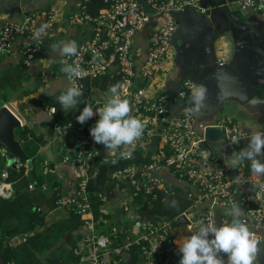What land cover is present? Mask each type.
I'll return each mask as SVG.
<instances>
[{"label": "built area", "instance_id": "1", "mask_svg": "<svg viewBox=\"0 0 264 264\" xmlns=\"http://www.w3.org/2000/svg\"><path fill=\"white\" fill-rule=\"evenodd\" d=\"M79 1L80 10L71 16L70 21L82 32L76 41L77 53L69 59L70 63L82 69L81 77L74 81L82 93L78 98L90 100L95 92H103L98 82L120 76L118 91L121 99L128 101L130 115L139 117L144 129L132 146L122 145L107 153L104 149L101 153V144L93 141L89 134L90 128L85 126L89 121L95 122L97 116H92L75 128L70 124L62 126L55 122V133L59 139H63L68 130H74L77 138L74 144L76 160L72 165L75 189L67 202L60 197L55 202L57 208L67 206L84 222L82 236L72 250L79 259L77 264H179L178 249L184 239L195 232L200 223L209 220L216 222L215 209L228 208L233 202L241 208L242 221L248 226L253 238L257 239L258 233L264 232V176L250 174L249 161H240L236 167L230 166L232 158L247 146L248 137L252 134L241 130L230 120L207 124L199 132L194 114L189 111L187 104L169 119L172 103L185 101L193 86L190 81H184L180 93L176 95L158 92L155 87L158 72L169 58L172 37L177 27L175 13L190 8L204 13L206 9L199 8V0H145L151 12H145L137 0H103V8L92 15L91 0ZM237 2L243 8H252L264 14V0ZM56 17L58 12L52 8L33 13L19 22H7L1 30L0 51L18 47L24 63L29 66L43 51L45 39L52 32ZM152 22H155V26L150 28L148 46L143 55L135 43L144 27ZM41 24L47 25L44 33L39 40L33 39V33ZM105 94L111 95L109 92ZM102 105L101 102L95 103L93 112ZM50 113L53 115L54 109ZM160 120L162 122L159 124ZM212 127L222 132L220 148L204 145L203 132ZM155 136L159 137L156 151H145L142 144L150 143ZM233 136L240 137L235 144L231 143ZM129 147L131 157L120 158V151L129 150ZM142 152L146 153L145 161L139 164L136 162V153ZM96 156H101L103 164H111L109 176L115 184L109 196L103 193L96 196V201L103 204L98 220L94 217V200L87 191L89 180L97 174L91 165V160ZM68 159L69 156L64 159V163ZM258 159L264 160V157ZM219 161L221 168L217 165ZM163 169L170 170L178 181L195 192L197 198L192 205L195 209L206 199L211 202V206L195 214L190 213L191 206L174 219L155 215L148 219L149 213L142 199L147 195L157 199L159 193L170 195L173 191L157 176ZM139 173L142 181L137 178ZM7 177L6 172L2 173L3 179ZM10 186L5 182L0 183L1 197L9 199L13 196ZM35 188L34 184H30V191ZM114 210L120 216V225L114 224L106 229L104 224L107 220L103 218L115 219ZM129 211L133 212V221H128ZM182 216L187 223L176 226ZM227 220L230 218L224 221ZM113 221L116 223L117 219ZM100 232L109 233L104 235ZM23 236L25 243L27 236ZM132 248L137 256L135 261H132L130 253ZM125 255H129L128 260ZM221 256L226 261V254ZM254 264H258L257 260Z\"/></svg>", "mask_w": 264, "mask_h": 264}, {"label": "crops", "instance_id": "2", "mask_svg": "<svg viewBox=\"0 0 264 264\" xmlns=\"http://www.w3.org/2000/svg\"><path fill=\"white\" fill-rule=\"evenodd\" d=\"M52 8L57 10L58 17L52 25V32L45 39L43 51L31 61L29 66L24 63V57L18 47L0 51V104H2L0 107L8 106L21 120L24 125L22 129L29 127L33 130L31 134L26 136L17 131L16 137L21 142L25 153L32 160L36 177L42 178L44 181L41 187H37L42 196V198L38 196L41 204L38 208L42 206L48 211L44 217L46 226L68 217L67 206L57 208L55 204L54 206L48 205V202L54 195H58L67 202L70 193H73L75 189L76 179L73 174V167L69 174L59 165L58 144L68 149V145L74 143L76 135L74 130H68L63 139H59L55 132L53 135H49L47 124L38 126L32 124L29 118H32L39 111L43 102L59 95L68 86V81L60 66L63 67L64 64L70 63V57H62L59 54V46L68 41L76 42L81 35L82 30L70 21L71 16L80 10V1L0 0V37L1 30L7 22H19L33 13ZM199 8H209L208 0H199ZM248 14L250 20L243 35L236 36L228 33L219 40H215L213 34L216 30L221 31L222 28L218 29L216 24H211L210 21L204 20L200 16L182 12L178 16V20L175 19L176 25L177 22L179 23L174 33L176 39L174 41L172 37L169 58L158 72L155 87L158 92L170 95L180 93L183 82L186 80L191 82L193 89L197 86L205 88L203 107L198 111H191L194 114L196 129L199 132L207 124H214L217 121L223 122L224 120L232 121L241 130L251 134L264 130V101H260L264 100V87L261 88L264 83V14H256L251 11ZM148 41L149 37L146 32L142 31L135 44L143 55L148 46ZM208 41H212V45L215 41L213 49L206 50L203 44ZM44 63L52 66V72L55 73L48 72L45 75ZM245 80L258 87L257 95L253 87ZM179 87L180 90L178 91ZM193 89L189 91L185 100L189 109L193 107ZM106 92L108 91L97 92L98 94H96L99 96L96 101H92L93 95L90 100L80 98L77 100L78 102H87L92 107L97 102L104 104L108 98ZM181 108H183L182 101L172 103L168 118H172ZM48 114L52 116L50 110H48ZM93 116H97L98 119L96 111ZM77 125L73 122L70 123L72 128ZM102 146L101 144L99 148ZM102 149V152L104 149L105 153L108 152L105 147ZM219 152L224 153L223 150ZM63 163L64 161H62V165ZM20 166L18 165V167ZM157 176L172 190L179 187L191 190L189 186L178 181L168 169L161 170ZM56 182L58 183L57 186L55 185ZM210 206L211 202L206 199L197 209L192 206L190 213L202 212L203 209ZM225 209H215L218 225L230 218L224 215ZM115 213V219H120L116 211ZM115 219L112 217L111 220ZM109 222L110 220H107L104 224L106 229L112 226ZM82 227L80 228L81 231ZM176 232L179 233L180 230L177 229ZM23 240L24 236H17L12 239L10 245L12 247L19 246L24 243ZM257 240L261 242L258 245V253L263 257L264 232L258 233ZM257 263L260 264V262Z\"/></svg>", "mask_w": 264, "mask_h": 264}, {"label": "trees", "instance_id": "3", "mask_svg": "<svg viewBox=\"0 0 264 264\" xmlns=\"http://www.w3.org/2000/svg\"><path fill=\"white\" fill-rule=\"evenodd\" d=\"M92 15H96L103 8V0H91ZM120 76L114 78H105L97 83L98 87L107 91L109 86L118 84ZM58 96V95H57ZM54 96L45 101L49 110L54 109L53 117L57 124L68 126L71 122L79 124L76 121V116L82 110L87 102H78L72 108L61 109L60 104ZM2 104H0L1 106ZM93 121L85 123V126L91 128L94 126ZM33 130L29 127H24L20 130L21 135H29ZM145 152L136 153L137 163L141 164L145 161ZM101 156H96L91 160L93 172H97L87 185V191L94 200V217L100 219L101 208L103 204L96 201V196L103 193L106 197L109 196L114 188V182L110 181L111 164H103ZM6 159L0 155V183L5 182L11 185L13 196L5 199L0 196V264H77L79 259L73 254V249L77 246L78 239L82 236L80 228L84 225L80 216L68 211V217L54 222L50 226H46L44 221L39 222L40 216L43 218L46 211L42 206L41 210H36L40 205H37L30 195L29 180L27 177L28 169L26 166L17 168H6ZM34 167V165H33ZM35 169V168H34ZM35 182L38 187L44 184L43 179L37 178L35 170ZM6 172L8 177L3 179L2 173ZM254 172L250 171V174ZM56 186L58 183L56 182ZM42 198L41 193L37 194ZM58 195L51 197L48 205L54 206L58 199ZM195 192L184 187L176 188L169 194L159 193L157 199H153L152 195H147L142 199L144 208L148 211V215L163 216L174 219L187 211L196 200ZM176 201L175 207H170L171 201ZM49 206V207H50ZM106 206L109 205L106 202ZM110 220V224L120 225L121 220L117 222L111 220L112 217L103 218ZM40 225L37 229V225ZM128 226V223H127ZM71 233L70 239L66 242L67 234ZM108 234L109 232H100ZM27 236V241L19 246L12 247L10 245L13 238L17 236ZM180 237V235H179ZM121 238H123L121 236ZM132 261L137 259L135 249L130 250Z\"/></svg>", "mask_w": 264, "mask_h": 264}, {"label": "clouds", "instance_id": "4", "mask_svg": "<svg viewBox=\"0 0 264 264\" xmlns=\"http://www.w3.org/2000/svg\"><path fill=\"white\" fill-rule=\"evenodd\" d=\"M47 25L41 24L33 33V39L39 40ZM77 53L75 41H68L59 46V54L62 57H72ZM68 81V86L64 88L56 97L61 109H68L78 104L77 98L81 96L80 89L74 81L82 75V69L75 63H66L62 67ZM120 86L114 84L109 86L108 92L111 94L106 102L96 109L98 119L94 126L89 129V134L93 141L103 144L110 152L123 146H132L139 139L144 129V123L139 117L130 115L129 103L126 99H121L118 91ZM205 88L197 86L192 92L193 107L189 111H198L203 107ZM94 115L93 107L85 104L76 121L83 125L85 121ZM240 137L233 136L231 143L235 144ZM131 150H122L120 158L131 157ZM264 131H258L248 137L247 146L241 149L232 158L231 165L235 166L240 161L250 162V171L257 176H264ZM170 207L176 206L173 200ZM224 215L230 220L222 221L219 225L214 220L207 223H200L197 230L187 236L183 243L179 245V264H254L257 260L260 241L253 238L248 226L242 221V210L233 202L225 209ZM221 254H226V261Z\"/></svg>", "mask_w": 264, "mask_h": 264}, {"label": "water", "instance_id": "5", "mask_svg": "<svg viewBox=\"0 0 264 264\" xmlns=\"http://www.w3.org/2000/svg\"><path fill=\"white\" fill-rule=\"evenodd\" d=\"M238 0H208L209 8H205L206 11L201 13L194 8L187 9L184 12H188L190 15L194 14L200 16V18L204 20H208L214 24H216L217 28L221 29V31L216 30L214 35L215 40H219L223 35L232 33L236 36L243 35V32L248 28V23L250 20L248 12L251 11L256 14H263L261 12H255L252 8H243L241 4L237 2ZM140 7L145 12H151L150 7L146 4L145 0H137ZM182 12L175 13V19L178 20V16ZM179 23L177 22V25ZM219 25V26H218ZM155 26V22H152L150 25H146L144 27V32L149 37L150 28ZM221 26V27H220ZM178 29V28H177ZM257 33V32H256ZM176 35L174 34L173 40L175 41ZM215 42V41H214ZM214 42L212 45V41H208L204 43L206 50L213 49ZM246 81V80H245ZM247 82V81H246ZM181 83V82H180ZM248 83V82H247ZM250 84V83H248ZM253 87L256 95L258 94V87L251 85ZM264 87V83L261 85V88ZM180 87L178 88V91ZM189 93V92H188ZM256 98L260 100L257 96ZM264 101V100H260ZM183 107L186 105L185 101H182ZM39 111L34 114V118H29L32 124H37L38 126H43L42 124H47L49 135H53L55 132V119L48 114V106L45 102L42 103ZM162 120L158 123L160 124ZM30 123V124H31ZM24 125L21 120L8 108V106L0 107V155L6 159V168H17L18 165H26L28 172L27 177L30 184H34L36 188L30 191V195L33 198L34 202L37 205H41L37 193L39 192V188L36 185L34 176H33V162L30 157L25 153L21 142L17 139V131L21 130ZM28 126V125H27ZM205 138V146L209 148H220V140L223 139V135L220 129L217 127L207 128L203 132ZM77 141V138L74 139V143ZM74 143L68 145L67 148L61 147L58 144V153H59V165H61L67 173L70 174L72 165L76 160V154L74 151ZM159 143V137L155 136L151 139L150 143L142 144V148L145 151L155 152ZM70 148V149H69ZM104 145L99 148V151H103ZM69 156V159L66 163H63L65 158ZM218 168L222 167L221 162H218ZM58 167V166H57ZM137 178L142 181L141 174L137 175ZM154 215H148V219H152ZM44 221V218L40 216L39 222ZM187 220L184 216H182L176 223V226H180L181 224H186ZM40 225H37V229H39ZM71 233L67 234L66 242L70 239ZM261 243V242H260ZM259 243V245H260ZM257 258V262L260 264H264V256H260ZM125 259H129V255H125Z\"/></svg>", "mask_w": 264, "mask_h": 264}, {"label": "rangeland", "instance_id": "6", "mask_svg": "<svg viewBox=\"0 0 264 264\" xmlns=\"http://www.w3.org/2000/svg\"><path fill=\"white\" fill-rule=\"evenodd\" d=\"M40 55V54H39ZM167 62V61H166ZM61 68H62V66H60ZM43 69L45 70V75H47V73L48 72H52V66H50L48 63H44V65H43ZM52 73H55L54 71L52 72ZM97 92H95L94 94H93V99H92V101H96V99L98 98V96L99 95H97L96 94ZM18 131H20V130H18ZM57 179V178H56ZM58 180V179H57ZM133 218H134V216H133V212L132 211H129L128 212V221H133Z\"/></svg>", "mask_w": 264, "mask_h": 264}]
</instances>
